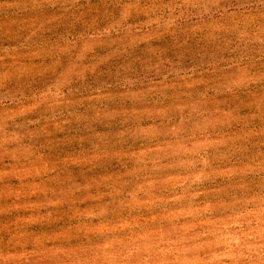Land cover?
I'll list each match as a JSON object with an SVG mask.
<instances>
[{
  "label": "rangeland",
  "instance_id": "1",
  "mask_svg": "<svg viewBox=\"0 0 264 264\" xmlns=\"http://www.w3.org/2000/svg\"><path fill=\"white\" fill-rule=\"evenodd\" d=\"M0 82V264H264V0H0Z\"/></svg>",
  "mask_w": 264,
  "mask_h": 264
},
{
  "label": "clouds",
  "instance_id": "2",
  "mask_svg": "<svg viewBox=\"0 0 264 264\" xmlns=\"http://www.w3.org/2000/svg\"><path fill=\"white\" fill-rule=\"evenodd\" d=\"M136 4H139V0H135ZM131 28V25H127L124 29H122L123 31V35L125 37H128L129 35L134 36L137 40H139V34L138 32L136 33H132L129 31V29ZM75 54V53H74ZM76 73H73L74 78L76 77ZM245 81L244 80H237L234 81V83L239 86L240 84H243ZM3 87V82H0V88ZM71 87V86H70ZM2 95V94H0ZM63 97H61L60 99H50L49 101L43 102V101H37V102H32V101H17V107L19 109L18 112L11 114L8 116L9 119L12 118V115H16V116H21V115H27L28 113L32 112L34 113L36 109L41 108L44 106V104H47L48 109L50 110H66L67 106L64 105L63 103ZM2 99H0V103H2ZM31 105V107H29L28 105ZM2 118V117H0Z\"/></svg>",
  "mask_w": 264,
  "mask_h": 264
}]
</instances>
